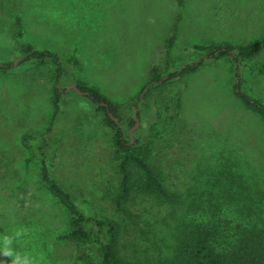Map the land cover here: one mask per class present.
<instances>
[{"label": "rangeland", "instance_id": "374dc122", "mask_svg": "<svg viewBox=\"0 0 264 264\" xmlns=\"http://www.w3.org/2000/svg\"><path fill=\"white\" fill-rule=\"evenodd\" d=\"M178 20L171 70L201 55L193 44L246 43L264 36V0H0V264H84L77 245L59 236L71 215L40 182L42 157L22 143L43 134L52 175L87 213L120 224L118 250L133 264H174L186 231L205 226L226 250L245 228H264V119L234 94L228 58L207 61L146 97L153 64L165 67ZM50 50L68 63V88L84 81L120 106L125 129L150 147L149 162L166 194L133 189L116 207L121 176L112 134L96 106L73 88L52 121V73L24 58L23 45ZM264 46L241 62V88L264 103ZM181 97L175 102V95ZM135 104L139 124L129 126Z\"/></svg>", "mask_w": 264, "mask_h": 264}, {"label": "trees", "instance_id": "16d2710c", "mask_svg": "<svg viewBox=\"0 0 264 264\" xmlns=\"http://www.w3.org/2000/svg\"><path fill=\"white\" fill-rule=\"evenodd\" d=\"M178 20L176 21L171 35L168 38L166 65L160 68L153 64L150 71V80L144 86L145 96L148 97L153 90L173 79H181L186 74L196 71L207 61L228 58L235 75L234 94L245 106L256 112L264 119V103L251 96L241 88V62L256 57L264 46V36L252 39L246 43H233L229 41L211 42L207 44H193L188 49L201 55L192 62L186 63L178 70H171L172 50L177 38ZM25 57L20 59L18 65L31 62L34 65L45 66L52 73L55 81L53 86L52 104L54 106V121L61 109L62 102L69 94L67 88L58 86L69 78L70 68L68 63L75 65L79 70L83 64L73 54L68 62L58 54L50 51L37 50L33 44L27 43L22 46ZM14 62L0 64V70L8 71L14 66ZM264 73V64L261 68ZM76 86L79 92L75 93L93 103L96 111L104 115V122L112 134V158L116 162L118 173L121 176L119 193L116 198V207L121 214L132 217V213L124 206L133 189V169L141 171L139 187L145 193L166 194V185L162 176L149 162L150 147L143 145L139 138H133L127 133L124 118L120 106L98 87L84 81H78ZM175 102H180L181 97L177 94L173 97ZM138 117L141 111L135 104ZM128 125H135L134 116L128 120ZM43 134L26 133L22 136L23 145L30 150L31 156L40 155L42 164L40 170V182L49 195L62 206L70 215V229L59 237L70 239L77 245V258L84 264H133L126 262L118 250L120 224L111 218L100 217L97 214H89L84 211L75 201L73 195L51 173V168L45 160ZM214 232L205 226H195L186 231L179 240L174 255V264H264V228H245L231 248L217 250L212 239ZM164 264V263H161Z\"/></svg>", "mask_w": 264, "mask_h": 264}, {"label": "water", "instance_id": "95a60500", "mask_svg": "<svg viewBox=\"0 0 264 264\" xmlns=\"http://www.w3.org/2000/svg\"><path fill=\"white\" fill-rule=\"evenodd\" d=\"M17 63H18V61H17ZM71 88H73V89H75L76 91L79 92V89H78V87L76 85L69 86L67 89L69 90ZM144 91H146V89ZM134 118H135V121H136V123L134 125V128H136L138 126V124H139V117H138V114H137V109L135 110Z\"/></svg>", "mask_w": 264, "mask_h": 264}]
</instances>
